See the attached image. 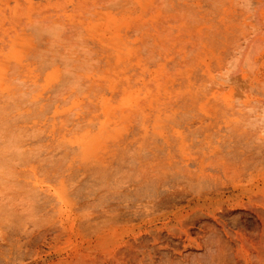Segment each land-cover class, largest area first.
Masks as SVG:
<instances>
[{
    "label": "rangeland",
    "instance_id": "1",
    "mask_svg": "<svg viewBox=\"0 0 264 264\" xmlns=\"http://www.w3.org/2000/svg\"><path fill=\"white\" fill-rule=\"evenodd\" d=\"M174 1L175 9L179 5L192 16L207 14L188 30L181 15L160 11L157 0H0V158L15 173L8 176L10 183H3L6 164L4 170V164L0 167V264H134L128 259V244L141 250V244L152 243L153 230L168 236V226L178 235L172 213L194 207L191 196L196 198L197 190L221 202L213 209L204 205L206 216L190 213L201 223L231 225L253 220L254 210H261L260 202L250 200L259 196L253 197L256 190L245 193L238 188L242 183L253 187L259 178L233 185L226 164L243 168L245 158L250 169L262 158L258 163L264 167V142L258 149L256 140H250L251 145L249 140L227 142L225 137L234 120L244 113L258 116L264 107V50L238 57L240 48L250 45L239 35L231 42L234 46L218 41L215 48L220 52H215L225 55L182 57L180 52L188 53L197 36L222 32L238 13H210L201 0ZM173 14L182 19L176 21ZM153 35L174 41L149 57L140 44L147 37L153 42ZM179 44H186L187 50ZM143 164L170 171V178L186 170L194 171L192 175L202 171L206 179L200 191L193 183L190 191L185 186L186 192L175 197L169 195V186L160 188L164 202L155 211L159 215L151 216L143 205L154 187V170ZM137 165L143 173L139 176L153 179L146 187L148 180L140 177L144 185L138 180L135 184L141 191L133 182ZM13 183L20 186L14 187L19 197L25 193L20 198L25 204L18 197L8 207ZM188 251L199 255L197 248Z\"/></svg>",
    "mask_w": 264,
    "mask_h": 264
},
{
    "label": "bare ground",
    "instance_id": "2",
    "mask_svg": "<svg viewBox=\"0 0 264 264\" xmlns=\"http://www.w3.org/2000/svg\"><path fill=\"white\" fill-rule=\"evenodd\" d=\"M158 1V7L161 11L163 10H172L173 12H176V14H179V16L181 15V17L183 18V20H181L182 18L179 17V16H175L174 14V17L176 18V21H179L177 19V17L181 20V22L187 24L188 26V30L190 29H193L195 26L194 24H197L200 20L202 21V19L204 18L203 16H205L207 14V12L205 14H203V16H198V15H194L192 16L190 14V11L189 9L187 8H190L191 10V4L188 6H183L184 8L187 9V11H189V14L185 11V12H182L183 9H180L179 5L177 6V9H175L176 5H174V0H157ZM180 1V0H179ZM178 1V3H180ZM185 1V0H183ZM189 1V0H188ZM204 2V5H207V10L210 11V9L212 10H217V9H223V11H229L230 13L229 14H237L238 16H235L233 17V20H232V23H230L229 25H225L223 31L221 32L218 28V30L220 32H216V35H214V31L210 29H208V31H212V34H209L208 32V36L207 37H202L201 36H197L194 40V43H192L191 46V49L188 51V53H185L184 51H181V47L184 45V44H179L181 49H180V55H182V57L184 56L183 54H185L186 57H190L188 56L189 54L192 56L194 55L196 57V55H218L220 56L223 55V52L221 53H216L215 51L216 50V46H217V43L218 41L221 42L223 39H224V43H227V41H229V45H231V42L233 41V39H235L236 41V38L239 37L238 39H240V36L241 37H246L244 40H248L246 41V43H249L250 45H246V46H249L245 49L240 48V51L238 52V57H243V55L246 56V58H250L252 57L251 54H253V52L257 55V53L260 52V54H263V47H261L262 45H264V20L262 18V14L264 13V0H201V2L203 3ZM186 2V1H185ZM157 3V2H156ZM198 3H199V0H198ZM184 4V3H183ZM157 5V4H156ZM193 5V4H192ZM203 5V4H202ZM182 6V5H180ZM202 7L204 8V6H201L200 9H202ZM84 8V7H82ZM193 8H195L193 6ZM197 8V7H196ZM195 8V9H196ZM209 8V9H208ZM199 9V8H198ZM205 9V8H204ZM180 10L183 14H180ZM236 10V11H235ZM184 11V10H183ZM193 12L194 9L192 10ZM198 11V10H197ZM203 11V10H202ZM222 11V12H223ZM239 11V12H237ZM200 12V11H199ZM213 12V11H212ZM165 13V11H164ZM169 12H167L166 14H168ZM211 13V11H210ZM209 13V15H211ZM85 14V13H84ZM160 14V13H159ZM165 14V15H166ZM214 14V13H212ZM218 14V13H217ZM220 14H223V13H220ZM172 15V14H170ZM188 15H191L190 17H188ZM208 15V16H209ZM161 16V15H160ZM185 16V17H183ZM187 16V17H186ZM224 16V14H223ZM226 16V15H225ZM234 16V15H232ZM159 17V16H158ZM161 19V17H159ZM217 18V17H216ZM230 18H232L230 16ZM229 19V18H228ZM206 20V19H205ZM209 20V19H208ZM215 20V19H214ZM171 21V20H170ZM200 21V22H201ZM165 22V21H164ZM175 22V21H174ZM218 22H221V21H218ZM160 23V22H159ZM169 23H172V22H169ZM205 24V23H204ZM216 24V23H215ZM41 25V24H40ZM164 25V24H162ZM211 25V24H210ZM219 25V24H218ZM157 26V24L155 25ZM165 26V25H164ZM47 27V26H46ZM52 27V26H51ZM151 27V26H150ZM149 27V28H150ZM162 27V26H161ZM222 27V26H221ZM220 25H219V28H221ZM157 28L159 29V25L157 26ZM213 28V26H212ZM34 29V28H33ZM164 29V27H163ZM203 29V28H202ZM157 31V30H156ZM202 31V30H201ZM154 32V31H153ZM203 32V31H202ZM201 32V33H202ZM214 32V33H213ZM163 33V32H162ZM169 33V32H168ZM206 33V32H204ZM165 34V33H164ZM41 35V34H40ZM151 36V35H150ZM155 36V35H153ZM159 36L161 35H158V36H155L154 37V41L151 42L150 38H146V40L142 41L140 44L142 47L141 51L144 50L148 53L149 57L150 56H153V55H156L155 53H160V50H165L166 48V45L170 44V41H174V38H172L171 36H165L163 38H160ZM220 36V37H219ZM169 37V38H167ZM222 37V38H221ZM190 38V37H189ZM192 38V37H191ZM221 38V39H220ZM144 39V38H143ZM219 39V40H218ZM189 40V39H188ZM221 40V41H220ZM173 41L171 43H173ZM226 41V42H225ZM241 41V40H240ZM183 42V41H182ZM181 42V43H182ZM222 42V43H223ZM252 42L253 44L255 43V46L257 49L255 52L254 51V48L252 47ZM188 43V42H187ZM224 43L222 45H224ZM234 43V42H232ZM239 43V42H238ZM259 43V44H257ZM221 44V43H220ZM262 44V45H261ZM167 45V46H168ZM176 45V44H174ZM182 45V46H181ZM227 45V44H226ZM234 46V44H232ZM231 45V46H232ZM242 45V44H241ZM228 46V45H227ZM254 46V45H253ZM138 47V46H137ZM176 48V46H173ZM177 47V48H178ZM185 49L187 47V45L185 44L184 45ZM189 47V46H188ZM219 47V46H217ZM50 48V47H49ZM48 48V49H49ZM171 48V47H170ZM190 48V47H189ZM200 48V49H199ZM215 48V49H214ZM221 48V46H220ZM239 48V47H238ZM169 49V48H168ZM184 49V50H185ZM228 49V48H227ZM232 49V48H231ZM261 50L258 52V50ZM176 50V49H175ZM179 50V49H178ZM183 50V49H182ZM187 50V49H186ZM236 50V49H235ZM168 51V50H167ZM171 51V50H170ZM219 51V50H218ZM217 51V52H218ZM139 52V51H138ZM164 52V51H163ZM174 52V51H173ZM220 52V51H219ZM234 52V51H233ZM236 52V51H235ZM262 52V53H261ZM182 53V54H181ZM232 53V52H231ZM230 53V54H231ZM164 54V53H163ZM177 54V53H176ZM226 54V52L224 53V55ZM254 54V55H255ZM178 55V54H177ZM179 55V56H180ZM216 55L214 57H216ZM229 55V54H228ZM264 55V54H263ZM61 56V55H59ZM191 56V57H192ZM193 56V57H194ZM197 56V57H198ZM244 56V57H245ZM248 56V57H247ZM147 57V56H146ZM157 57V56H156ZM212 57V56H211ZM152 58V57H151ZM233 81V80H232ZM233 83V82H232ZM264 83V82H263ZM73 84V82H72ZM234 84V83H233ZM152 87V86H151ZM249 87V86H248ZM238 89V88H237ZM264 90V89H263ZM241 93V92H240ZM262 93V92H261ZM263 95V94H262ZM187 103V102H186ZM255 103V102H254ZM264 103V101H263ZM262 103V104H263ZM184 105V104H183ZM255 105H257V103H255ZM260 105V104H259ZM263 106V105H262ZM256 107V106H255ZM259 107V106H258ZM253 108V107H252ZM257 108V107H256ZM261 108V106H260ZM263 109L261 111H259L258 109V116H257V113L255 114V112H253L255 114V118H254V114L251 116L249 114L247 115H244L240 112L241 117L237 118V121H233V123L229 124L227 127H226V130H228L227 132L229 133V135L227 137H225L226 135H224L225 139H227V142H231L230 140L232 139H239V140H245L246 143L247 141L249 140V142L251 143L250 140H252V142L256 140L257 142V147L258 149H261L262 147V143L264 142L262 137L264 135V107H262ZM248 109V108H247ZM255 109V108H254ZM253 110V109H252ZM250 110V111H252ZM262 112V113H261ZM248 113V111H247ZM262 115H261V114ZM261 116H260V115ZM246 116V120L244 118V116ZM251 116V118L249 116ZM248 116V117H247ZM241 118V119H240ZM250 119V120H247V119ZM241 121H244V122H240ZM244 119V120H242ZM239 120V121H238ZM204 121V120H203ZM251 121V122H250ZM240 122V123H239ZM197 125V124H196ZM195 130V129H194ZM202 130V129H201ZM206 130V129H205ZM225 130V129H224ZM189 131V130H188ZM203 131V130H202ZM169 132V131H167ZM191 132V129L189 131V133ZM193 132V130H192ZM190 133V134H193V133ZM195 132V131H194ZM188 133V132H187ZM189 134V135H190ZM204 135V134H203ZM212 135V134H210ZM168 136V135H167ZM173 136V135H172ZM209 136V134H205V137ZM215 136V135H214ZM171 137V136H170ZM193 137V136H192ZM187 139V138H186ZM135 140V139H134ZM194 140V139H193ZM204 140V139H203ZM244 141V142H245ZM10 142V141H9ZM194 142V141H193ZM192 142V143H193ZM147 143V142H146ZM195 143V142H194ZM234 143V142H232ZM142 144V143H141ZM156 144V143H155ZM174 144V143H173ZM241 144V143H240ZM151 145V144H150ZM227 145V144H225ZM230 145V144H229ZM232 145V144H231ZM252 145V143H251ZM254 145V144H253ZM153 146V144H152ZM255 146V145H254ZM230 147V146H229ZM228 147V148H229ZM241 147V146H240ZM12 148V147H11ZM132 148V147H131ZM142 148V147H141ZM233 148V147H232ZM237 148V147H236ZM256 148V146H255ZM264 148V147H263ZM139 149V148H138ZM150 149V148H149ZM144 150V149H143ZM233 150V149H232ZM231 150V151H232ZM255 150V149H254ZM161 151V150H160ZM234 151H237L234 150ZM256 151V150H255ZM123 152V151H122ZM144 152V151H143ZM221 152V151H220ZM257 152L259 153V151L257 150ZM264 152V151H263ZM262 152V153H263ZM121 153V152H120ZM127 153V152H126ZM134 153V152H133ZM142 153V152H141ZM163 153V152H162ZM234 152H232L233 154ZM128 154V153H127ZM126 154V155H127ZM136 154V153H135ZM151 154V153H150ZM229 154V153H228ZM235 154V153H234ZM245 154V153H244ZM122 155V154H121ZM124 155V154H123ZM125 155V157H126ZM140 155V153H139ZM147 155V154H145ZM143 155V156H145ZM153 155V154H152ZM205 155V154H204ZM238 155V154H237ZM136 156V155H135ZM155 156V155H154ZM153 156V157H154ZM169 156V155H168ZM228 156V155H227ZM239 156V155H238ZM237 156V157H238ZM2 157V156H1ZM131 157V156H130ZM142 157V156H141ZM132 158V157H131ZM236 158V157H235ZM241 158V157H240ZM115 159V158H114ZM223 159V158H222ZM259 159V158H258ZM262 159V158H261ZM260 159V160H261ZM117 160V159H116ZM128 160V159H127ZM151 160V159H150ZM154 160V159H153ZM153 160H151L153 162ZM258 161V162H261V161ZM119 161V160H118ZM122 161V160H121ZM132 161V160H131ZM147 161V160H146ZM224 161V159H223ZM128 162V161H127ZM130 162V161H129ZM134 162V161H133ZM142 162V161H141ZM231 162V161H230ZM247 162L248 159H243L242 158V162H240L241 164H243V168H241V165H239V163H235V165L231 162V163H228L225 164L226 165H230L231 166V169H230V173H226L232 181V184L235 185V181L237 182V180H239L238 182H242L243 179L245 180H251L253 181L254 178L257 179V177L259 178V183L254 185L253 187L252 186H242V184L240 185V187H238L242 192H245V193H252L253 190H256V192H254L253 194V197L254 195L256 194H259V196H255L254 199H251L250 200H255L257 202H260L261 203V207L260 209L261 210H254L253 214H254V219L253 220H249V219H244L243 221L241 220H236V221H233L231 225L227 224L226 222L224 221H219V222H215V224H209V223H201L200 221V217H190V213L192 212H198V213H201L202 215H207V214H203V213H206L204 212L206 209L203 207L204 205H207V209H213L214 206L218 205V204H221V202H219L217 199L213 198V195L212 194H209V193H206L204 195H202L203 193L201 192H197L195 189L194 191H196L195 193L197 194L196 195V198H194L193 196L192 199L195 200V205L194 207H188L187 210H179V211H176L175 213H172L174 218L178 220V229H175L178 230L179 232L177 233L178 235L172 233V229H171V226H168L170 227L168 229V232H169V235L166 236L165 238H163L160 233H161V230H153L152 231V239H151V242L150 244H141V250H137V248L134 249V247L130 244H128V250H127V254H128V259L131 260L134 264H264V167L261 166L260 163H254V165L252 167H250V169L247 168ZM253 162V161H252ZM251 162V164H253ZM132 163V162H130ZM139 163V161H138ZM147 163V162H146ZM161 163V161H160ZM250 163V162H249ZM4 164V166H2ZM5 161L4 160H1L0 158V167L4 170L3 167H5ZM121 164V163H120ZM223 164V163H222ZM118 165V163H117ZM141 165V163H140ZM245 165H246V168L248 169V171L245 170ZM128 166V164L126 165ZM130 166V165H129ZM138 166V165H137ZM143 166H150V165H142ZM159 166V165H158ZM200 166H202V163L200 162ZM11 167V166H10ZM141 167V166H138V168ZM153 167V170H154V167L156 166H151L149 168H152ZM222 167H225V166H222ZM6 172H4L5 177L6 179H4L3 183H6L8 182L9 180L8 179V176L9 177H12L15 173L11 170V171H8V169L10 170V168L8 167L7 169V164H6ZM101 168V167H100ZM110 168V167H109ZM120 168V167H119ZM135 168V166H134ZM134 168L133 169H128L130 170V173L131 171H134ZM138 168L136 173L133 172L132 174H134V176H138V178H136V180L134 179L133 182H134V185L136 186L137 184L136 181L138 182V184H140L142 187V185H144V182H141L139 181L140 177H142L143 175L139 176L142 172V168H139V172H138ZM145 168V167H143ZM149 168L146 167L147 170H150ZM12 169V168H11ZM111 169V168H110ZM136 169V168H135ZM141 169V171H140ZM2 170V171H3ZM115 170V169H114ZM119 170V169H118ZM152 170V169H151ZM156 170V171H155ZM154 170V173H153V177H154V187H152V189L148 192L150 193L151 192V195L149 194V197H148V201H147V197L144 198V196H142L144 199H146V206L143 205V207H145L144 209L147 211L146 213H150L149 215H154V212L159 209V207H161V205L163 204L164 202V199L163 197L161 196L162 193H160L159 190L160 188L164 187V186H169L170 188H172V191L169 192V195L170 196H173L175 197L176 195L178 194H182L181 191H184L186 192L185 190V186H187L189 188V191H190V187L192 185H194L193 183H195V186L197 185L196 188H198L199 184L203 183V181L205 182L204 179H206L205 177H203V172L200 171L198 174L196 173L195 175H192L194 174V171L193 173L192 172H189L186 170L183 172L181 171H177L175 172L176 175L178 177H180L183 181L180 182L178 181V177H172V175H169L171 176L170 177H167L166 174H168L170 171H168V173H165L166 171H162L161 169H155ZM169 170V169H168ZM116 171V170H115ZM146 171V170H145ZM143 170V172H145ZM224 171H227V168L226 170ZM223 171V174L225 175V172ZM101 172V171H100ZM104 172V171H103ZM102 172V173H103ZM107 172V170H106ZM148 173L152 171H147ZM229 172V171H228ZM129 173V171H128ZM140 173V174H139ZM147 173V174H148ZM1 174V173H0ZM2 173V175H4ZM13 174V175H12ZM99 174V173H98ZM131 174V176L129 175V178H131L133 175ZM136 174V175H135ZM138 174V175H137ZM143 174V173H142ZM146 173H144L145 175ZM103 175V174H102ZM106 175V174H105ZM152 174H148V176H150ZM105 177V176H104ZM152 177V178H153ZM226 177V176H225ZM126 178V177H125ZM145 178L148 180V183H146V179L144 180L143 177H142V181H145V184H146V187H151L150 185L152 184V181L153 179H150L151 176L149 178H147V176L145 175ZM229 178V179H230ZM3 179V178H2ZM1 177H0V180H2ZM176 179V180H175ZM6 180V181H5ZM141 180V179H140ZM203 180V181H202ZM214 180V179H213ZM242 180V181H240ZM249 181V182H251ZM12 182H15V180L11 179V183ZM237 182V183H238ZM244 182V181H243ZM248 182V181H247ZM246 182V184H247ZM10 183V182H8ZM16 183V182H15ZM143 183V184H142ZM185 183V184H184ZM17 184H19L17 182ZM16 184V185H17ZM149 184V186H147ZM215 184V182H214ZM231 184V182H230ZM239 184V183H238ZM14 183L9 185V189H8V194H9V197H8V203H6V205L8 204V207L10 206V204L12 203H9V201H14L15 200H18V195H17V191L15 190V186H16ZM133 185V186H134ZM216 185V184H215ZM232 185V186H233ZM128 186V185H127ZM134 186V187H135ZM194 186V188H195ZM206 186V184H205ZM16 187H20L19 185H17ZM136 187H139L136 186ZM140 187H139V190H140ZM145 186H143V188H146ZM199 187H202V185H200ZM205 188V187H204ZM204 188H202V191H204ZM6 189V190H7ZM17 189V188H16ZM136 189V188H135ZM147 190L150 189V188H146ZM187 189V188H186ZM199 191L201 190L200 188H198ZM10 190V191H9ZM18 190V189H17ZM21 190V189H20ZM138 190V188H137ZM138 190V191H139ZM19 191V190H18ZM141 191V190H140ZM144 193H145V190H143ZM142 191V192H143ZM192 191V190H191ZM21 192V191H20ZM147 192V191H146ZM217 192V191H216ZM215 192V193H216ZM20 197H19V200L18 201H23V199H20L21 197H23V191L21 192ZM188 193V192H187ZM262 193V194H261ZM161 194V195H160ZM194 194V192L192 193V195ZM7 195V194H6ZM146 195V194H145ZM209 195V196H208ZM219 195V194H218ZM147 196V195H146ZM140 197V195H139ZM25 198V197H24ZM141 198V197H140ZM6 199V198H5ZM229 199V198H228ZM221 200V199H220ZM225 200V199H224ZM231 200V199H230ZM200 201H203V204L202 205H199L198 203ZM228 201V200H227ZM234 201V200H233ZM143 202V203H145ZM194 202V201H193ZM226 202V201H225ZM236 202V201H235ZM14 204V203H13ZM16 204V203H15ZM25 204V202H24ZM5 205V204H4ZM4 205H1L2 206V209H3V213L6 212V209L4 207ZM226 205V203H225ZM247 205V204H246ZM250 205V203H249ZM12 206V205H11ZM10 206V207H11ZM191 206V204H190ZM7 207V206H6ZM7 207V208H8ZM139 207V206H138ZM225 207V206H224ZM259 207V206H258ZM179 208V207H177ZM226 208V207H225ZM9 209V208H8ZM186 209V208H185ZM228 209V208H226ZM143 210V209H142ZM176 210V209H175ZM1 211V209H0ZM162 211V209H161ZM160 211V212H161ZM143 213H145V211H142ZM167 212V211H166ZM158 214V212H155V214ZM156 214V215H157ZM161 214H165L161 212ZM160 214V215H161ZM145 215V214H144ZM147 215V214H146ZM159 215V214H158ZM167 215V214H166ZM165 215V216H166ZM162 216V215H161ZM172 216V217H173ZM211 216V215H210ZM149 217V216H148ZM154 218V217H153ZM164 218V217H163ZM212 218V217H211ZM216 218V217H215ZM214 221H217V219ZM153 220V219H152ZM166 220V219H165ZM173 220V219H172ZM144 221V220H143ZM154 221V220H153ZM152 221V222H153ZM142 222V221H141ZM149 222V221H148ZM151 222V223H152ZM156 222V221H155ZM155 222H154V225H155ZM200 224V225H199ZM196 225H199L198 227H196ZM156 226V225H155ZM154 226V227H155ZM167 227V228H168ZM196 227V228H195ZM130 232H133V225L132 224H129L128 226ZM173 228V227H172ZM166 229V228H164ZM175 229H173V231H175ZM194 229H196V231H194ZM167 231V229H166ZM129 232V231H128ZM167 232V233H168ZM166 233V234H167ZM183 235V236H182ZM134 241V240H133ZM138 242V241H137ZM142 243V242H141ZM149 243V241H148ZM125 247V246H124ZM140 248V246H139ZM193 248H197V250H199V255L196 256L195 254H191L189 250L193 249ZM124 249V248H123ZM125 250V249H124ZM193 253V252H192ZM194 256V258L191 256ZM117 256V255H116ZM125 263V262H124Z\"/></svg>",
    "mask_w": 264,
    "mask_h": 264
}]
</instances>
